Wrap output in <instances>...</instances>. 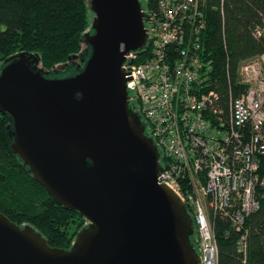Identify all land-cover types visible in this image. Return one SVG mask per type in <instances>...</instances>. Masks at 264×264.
<instances>
[{"label": "water", "instance_id": "95a60500", "mask_svg": "<svg viewBox=\"0 0 264 264\" xmlns=\"http://www.w3.org/2000/svg\"><path fill=\"white\" fill-rule=\"evenodd\" d=\"M82 70L48 78L38 54L0 68V110L12 117V150L34 180L88 225L68 250L0 213V264H201L195 229L164 182L161 151L130 111L126 56L142 50L140 0H90ZM135 104V103H134ZM148 131V130H147Z\"/></svg>", "mask_w": 264, "mask_h": 264}, {"label": "built area", "instance_id": "2783aa9c", "mask_svg": "<svg viewBox=\"0 0 264 264\" xmlns=\"http://www.w3.org/2000/svg\"><path fill=\"white\" fill-rule=\"evenodd\" d=\"M155 2L154 10H143L152 32L146 46L128 54L123 65L131 79L130 100L159 145V183L174 190L194 217L201 264H218L210 214H222L241 232L246 218L260 209L264 67L258 58L243 61L238 93L219 107L212 65L202 57L205 0ZM147 46L149 56L139 62ZM245 240L239 244L244 254Z\"/></svg>", "mask_w": 264, "mask_h": 264}, {"label": "trees", "instance_id": "16d2710c", "mask_svg": "<svg viewBox=\"0 0 264 264\" xmlns=\"http://www.w3.org/2000/svg\"><path fill=\"white\" fill-rule=\"evenodd\" d=\"M150 9L155 0L148 2ZM90 0H0V68L19 53L38 54L48 78H64L82 70L91 53L85 34L94 14ZM206 29L202 57L212 65L219 107L230 105L238 93L237 73L243 61L264 56V0H205ZM257 31L260 32L257 35ZM139 62L149 56L148 46ZM12 117L0 110V213L21 228L31 226L52 248L70 249L88 225L79 212L65 209L34 180L29 167L13 153ZM264 169V159L261 161ZM260 209L236 232L227 217L211 213L218 245V264H264V190ZM195 233L191 243L198 252ZM246 236V254L240 242Z\"/></svg>", "mask_w": 264, "mask_h": 264}, {"label": "rangeland", "instance_id": "374dc122", "mask_svg": "<svg viewBox=\"0 0 264 264\" xmlns=\"http://www.w3.org/2000/svg\"><path fill=\"white\" fill-rule=\"evenodd\" d=\"M140 1L142 2V9H143L145 12H149V11L152 10V9H150L149 6H148V0H140ZM93 19H94V16L92 15L91 18H90V23L93 21ZM258 59H261V62H262L263 67H264V56L259 57ZM82 64H83V63H82ZM83 65H84V64H83ZM83 65H82V66H83ZM73 243H74V242H73ZM197 250L200 252L199 247H198Z\"/></svg>", "mask_w": 264, "mask_h": 264}, {"label": "flooded vegetation", "instance_id": "af4514ba", "mask_svg": "<svg viewBox=\"0 0 264 264\" xmlns=\"http://www.w3.org/2000/svg\"><path fill=\"white\" fill-rule=\"evenodd\" d=\"M129 106L131 113L138 116V112L135 110V104L132 101H129ZM141 122L143 123V126L145 128V134L147 135V137L151 138L149 132L147 131L146 124L142 118H141Z\"/></svg>", "mask_w": 264, "mask_h": 264}]
</instances>
